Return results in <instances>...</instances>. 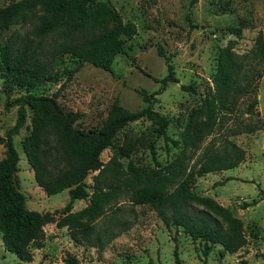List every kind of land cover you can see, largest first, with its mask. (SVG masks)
Returning <instances> with one entry per match:
<instances>
[{
  "label": "rangeland",
  "instance_id": "1",
  "mask_svg": "<svg viewBox=\"0 0 264 264\" xmlns=\"http://www.w3.org/2000/svg\"><path fill=\"white\" fill-rule=\"evenodd\" d=\"M10 0H0V7ZM122 23L129 25L130 34H119L124 39L123 52L117 53L111 71L89 62H78L67 54L54 57L40 55L56 72L55 83H44L31 90L34 94L54 97L63 110L81 113L77 126L84 130L98 128L113 103L128 111L146 105L140 91H157L159 79L166 72L164 57H168L176 82H167L154 95L151 110L167 119L165 132L171 139H180L183 125L193 108L208 97L212 89L211 74L216 70L221 50L241 63L239 82L248 81L253 71H262L253 80L252 89L217 114L211 130L205 133L196 148L186 147L183 164L191 167L193 178L188 191L198 197L216 201L231 215L240 219L246 243L233 253L218 256L220 245L214 244L207 255L201 244L193 241L181 228L166 226L157 211L148 204L132 203L124 184V174L106 179L111 185L102 213L88 219L83 216L75 227H58L46 223L39 245L30 243L31 260L22 264H64L69 255L78 264H264V0H109ZM111 25L107 23L106 28ZM29 29L28 25H14L0 31V45L15 32V38ZM237 29V32L234 30ZM101 29H98L100 32ZM261 39V47L257 38ZM46 42H49L47 39ZM159 47L163 55L157 53ZM261 52V55H260ZM192 85L193 92L180 85ZM22 91L12 86L0 73V135L10 127L16 107L4 104ZM256 100L248 109L247 104ZM31 111L26 107V118L16 135L13 147L18 154L17 189L23 196L26 209L54 212L68 199L66 189L46 195L36 184L33 172L25 159L22 140L29 133ZM202 114L192 116L200 122ZM154 124L147 117L128 122L114 135L111 145L99 157L102 163L112 159L122 170L131 161L153 174L174 159L181 148L156 136ZM226 141L243 149V160L224 170L196 175L199 162L218 152ZM127 156L119 154V148ZM43 150L45 144H40ZM3 147L0 145V158ZM89 172L84 182L90 186ZM106 175V174H105ZM218 183V184H217ZM143 183L137 181L135 187ZM90 189V188H88ZM87 200L73 201L70 211L84 207ZM194 209L201 206L192 203ZM84 232V234H83ZM99 237L100 244L96 245ZM16 257L6 251L0 240V264H16Z\"/></svg>",
  "mask_w": 264,
  "mask_h": 264
},
{
  "label": "trees",
  "instance_id": "2",
  "mask_svg": "<svg viewBox=\"0 0 264 264\" xmlns=\"http://www.w3.org/2000/svg\"><path fill=\"white\" fill-rule=\"evenodd\" d=\"M109 22L111 25L106 28ZM14 25H28L29 29L19 38L13 36L14 32L0 45V73L22 91L4 104L5 108L15 106L16 116L13 124L0 135L3 147V157L0 158V240L3 248L16 257V264L31 260L30 243H41L44 237L42 227L46 223L72 228L83 216L88 219L99 216L111 187L106 179L116 178L119 173L124 174L123 181L132 203L154 208L164 225L181 228L191 240L198 241L203 255H207L214 244L220 245L217 252L222 256L235 252L246 243L240 219L213 199L198 197L188 191L194 170L183 164V151L186 147H197L201 137L211 130L217 114L226 110L238 95L249 92L253 80L260 77L262 71H253L254 75L251 73L248 81L240 83V61L230 54L228 48L222 49L216 70L211 74L212 89L208 97L191 110L180 139L174 140L165 132L167 119L151 110L154 95L167 82L177 81L168 57H164L167 72L159 79V89L151 93L140 91L146 102L144 107L128 111L113 103L98 128L84 130L77 126L81 113L63 110L52 96L31 92L38 85L58 80L57 73L39 56L67 54L79 63L89 62L110 72L114 56L124 50V39L118 38L119 34H130L132 28L122 23L109 0H10L0 7V31ZM257 44L261 47L260 37ZM157 53L163 55L159 47ZM180 87L193 92L190 84ZM255 103L256 100H252L247 108H252ZM26 107L31 111L30 128L22 140V150L36 184L46 195L66 189L68 199L61 209L64 213L58 217L54 212L26 209L23 196L17 189L18 154L12 136L24 124ZM199 114L203 115L202 120L194 122L192 116ZM140 117L151 120L156 136L174 146L181 143L174 159L153 174L131 161L126 163L124 170L119 163L112 165V159L102 163L99 154L111 145L115 133ZM42 143L46 145L43 150L40 148ZM119 154L127 156V150L120 147ZM243 157V149L226 141L221 150L199 162L195 173L201 175L231 168ZM91 171L97 172L92 176L93 183L88 186L84 179ZM137 181L143 186L135 187ZM80 199H86V205L70 211L73 201ZM193 202L201 207L194 209ZM96 240L95 244L99 245V237ZM173 256L178 264L175 246ZM62 261L64 264H78L69 255Z\"/></svg>",
  "mask_w": 264,
  "mask_h": 264
}]
</instances>
